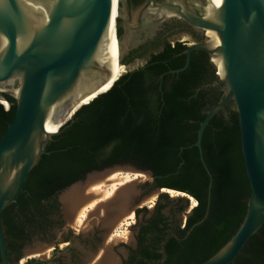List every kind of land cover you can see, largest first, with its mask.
<instances>
[{
  "label": "trees",
  "instance_id": "trees-1",
  "mask_svg": "<svg viewBox=\"0 0 264 264\" xmlns=\"http://www.w3.org/2000/svg\"><path fill=\"white\" fill-rule=\"evenodd\" d=\"M179 67L178 62L152 61L126 73L109 92L82 104L51 139L24 192L1 216L12 263L19 260L31 233L45 234L57 224L62 191L93 172L117 166L150 171L155 188L185 193L197 202L184 225L180 217L193 206L186 198L163 194L152 212L138 210L143 220L130 264H202L233 238L251 195L239 115L231 103L204 132V157L213 175L206 216L210 178L194 144L206 113L223 94L217 89H187L198 71L193 62L186 71L166 74L161 80L163 73ZM6 100L8 108L0 104V140L17 108L12 97ZM233 264H264V226Z\"/></svg>",
  "mask_w": 264,
  "mask_h": 264
},
{
  "label": "water",
  "instance_id": "water-1",
  "mask_svg": "<svg viewBox=\"0 0 264 264\" xmlns=\"http://www.w3.org/2000/svg\"><path fill=\"white\" fill-rule=\"evenodd\" d=\"M213 2L208 19L192 21L214 33L216 38L209 53L225 87L223 98L208 110L201 122L194 144L210 178L206 216L211 203L213 175L205 161L203 136L215 115L225 111L231 103L239 115L241 147L251 195L237 233L202 264H233L248 241L264 226V0ZM115 3L116 0H0V88H3L0 89V104L8 105L6 94L17 105L15 117L0 140L2 264H24V258L18 263H12L9 258L1 222L3 211L17 202L48 143L73 120L83 107V100L97 94L111 81L118 64L125 66L120 58L121 41L116 40L115 35ZM196 48L188 51L184 67L170 73L185 71L191 52ZM48 126L56 132H49ZM121 169L144 174L150 181L133 182L103 204L101 209L106 212H97L95 217L104 232H109L115 221L136 208L140 201L166 190L154 187L152 172L132 166H117L100 175H110ZM98 173L101 172L87 177ZM77 184L62 191L58 200L67 226L76 230V236L84 238L89 231L82 232L75 227L74 211H68L61 201V196ZM129 190L132 193L127 195ZM181 194H184L182 198L194 200ZM118 201L121 210L109 209ZM192 210L191 207L181 215V220L186 222ZM53 248L54 243L37 238L25 249L24 255L39 262L31 256ZM103 259L99 258L96 264Z\"/></svg>",
  "mask_w": 264,
  "mask_h": 264
},
{
  "label": "flooded vegetation",
  "instance_id": "flooded-vegetation-1",
  "mask_svg": "<svg viewBox=\"0 0 264 264\" xmlns=\"http://www.w3.org/2000/svg\"><path fill=\"white\" fill-rule=\"evenodd\" d=\"M115 5L117 14L115 35L116 40L121 41L120 58L128 72L142 68L152 61L178 62L181 67L177 69H180L187 62L188 51L198 47L191 52L189 64V67L192 62L197 66V75L187 89H217L223 94L224 84L209 53L216 37L214 33L192 22L210 17V10L214 8L213 0H116ZM183 62L184 65H181ZM171 70L162 75L173 74L170 73ZM7 96L4 94L5 98ZM62 218L60 205L56 218L58 224ZM100 228L99 226L87 239H83L81 235L76 236V230L59 239L55 237L52 229L45 234L33 232L22 244L20 258L16 263L23 259L25 249L38 238L54 243L55 248L50 250L52 252L50 259L48 261L38 259L39 262L32 259L26 264H96L102 248L107 246V250H111L109 246L111 237L104 238L103 230ZM138 231L139 225L134 236V247L129 249L127 258L110 264H130L132 251L139 245ZM77 245L81 246V251ZM40 256L38 255L36 259Z\"/></svg>",
  "mask_w": 264,
  "mask_h": 264
},
{
  "label": "rangeland",
  "instance_id": "rangeland-1",
  "mask_svg": "<svg viewBox=\"0 0 264 264\" xmlns=\"http://www.w3.org/2000/svg\"><path fill=\"white\" fill-rule=\"evenodd\" d=\"M123 67L125 69V72L123 75H125L128 72V70L125 66H123ZM126 172L127 171H125V169H121V170L115 171L112 176L117 175V174L125 175V174H127ZM100 174H102V172L95 174V175H92L90 177H87L84 181L78 183L75 186H78L81 190H83V192H84V190H86V193H88L95 185H97L101 182L98 180H92L93 178H97L99 176L102 177ZM111 177H106L104 179V181L101 182L100 184H105V181L110 179ZM101 180H103V179H101ZM144 180H145L144 182L150 181L149 179H146V176H145ZM108 188H109L108 186L107 187L104 186L105 190H108ZM67 191H69V190H67ZM163 194H167V193L164 192ZM163 194L154 195L153 197H149V198H146V199L140 201L136 208L123 213V215H121L115 221L113 227L111 228V230H109V232L103 231V234L107 236L106 238L111 237L110 241H109V246H110L111 250H109V253L112 256L114 263L120 262L122 258H127L129 249H131V247H134V244H135L134 236L137 233V228H138L139 223L143 220V214L138 215L137 211L140 209H147V210L152 212L154 210L156 204H157V201H158L160 195H163ZM168 195L172 198L181 197V195L180 196L179 195L171 196L169 193H168ZM102 202L103 201H99V203H102ZM190 203L193 205L191 200H190ZM86 204H89L87 199L85 200L84 203H80L78 205V207L74 210V212H76V213H74L75 214V222L74 223H75V227H77V228H78V226L76 225V223H77L76 221L78 219L79 212L88 206ZM95 209H93V210L87 209L85 212V216H84L85 218L83 219L82 226L79 228V230L82 231V227L87 224L86 228H87V231H89V234L86 237H84L83 239H87L91 233H95V230L97 228H99V226H100L99 223L97 224L95 213L98 212V213L104 214L105 211L101 210V208L94 211ZM91 213H92V215H91ZM165 213H168V210H165ZM90 215H91V222H89V219H90L89 216ZM149 216L150 215H148L147 217H149ZM92 222H93V225H91ZM180 222L182 225L185 224V220H182ZM100 229H102V228H100ZM52 231L54 232L55 237L57 239L61 238L65 234L66 235L69 234V232H73V233L75 232V230L72 226H67V224L65 223L63 218H62L61 223H59V224L57 223L54 225V227L52 228ZM77 247L80 249V251L82 250L81 246L77 245ZM51 251H52V249H51ZM51 251L40 254L41 255L40 258H37V259H43L45 261H48L50 259V255L52 253ZM101 252H102V254L100 257L103 258L105 256L104 250ZM26 256L27 255L23 256L24 264H26L30 261V259H28Z\"/></svg>",
  "mask_w": 264,
  "mask_h": 264
},
{
  "label": "bare ground",
  "instance_id": "bare-ground-1",
  "mask_svg": "<svg viewBox=\"0 0 264 264\" xmlns=\"http://www.w3.org/2000/svg\"><path fill=\"white\" fill-rule=\"evenodd\" d=\"M124 72H125L124 67H121L118 64L114 73L112 74L111 81L106 86H104L97 94H94V95L84 99L83 102L81 103V106H82V104H87V103L89 104L97 96L104 94V93H107L111 89L112 85L114 83H116L123 76ZM106 90H108V91H106ZM104 91H106V92H104ZM102 92H104V93H102ZM47 130L51 133L56 132V129H54L50 126L47 127ZM125 171H127V170H125ZM113 173H111L110 175L102 176V177L99 176L97 178H93L92 180H98V181L103 182L106 177H111L113 175ZM126 173L127 174H125V175L117 174V175L112 176L110 179L105 181V184H100L101 182L100 183L98 182L99 184L95 185L88 193H86V190H84V192H83V190H81L78 186H76V187L71 188L69 191H67L66 193H64L61 196V201L64 203L65 207L70 212L74 211L80 203H84L85 200L87 199L89 204H86V205H88V206L86 208H84L83 210H81L79 212L78 219L76 218L77 219L76 225L78 226V229L82 226L83 219L85 218L84 217L85 212L87 209L93 210L96 208L94 210V211H96V210L100 209L101 207H103V204L107 203L108 201H111L113 199V197L115 198V195H117V193L122 188H124L125 186H127L133 182H136V181H145L144 179H145L146 175H144V174H138V173L134 174L130 171H127ZM101 179H103V180H101ZM146 179H148L147 176H146ZM104 186H106V187L108 186L109 187L108 190H105ZM127 192H128L127 195H129L130 193H132V190H129ZM164 192L169 193L171 196H175V195H179V196L181 195L182 196V195H184V194L172 191V190H164ZM122 198L120 197L119 199H122ZM99 201H103V202L99 203ZM192 203H193V206H192V208H193L196 206V202L194 200H192ZM119 204L120 203L118 201L114 205H112L109 209H112L114 211L121 210L119 207ZM116 208H118V209H116ZM74 213H76V212H74ZM91 215H92V213H91ZM91 215L89 216V218H90L89 222H91ZM86 225H84L82 227V232H87ZM91 225H93V222L91 223ZM103 250L105 253L104 259L102 260V262H100L98 264H110L111 262H113V259L109 253V250H107V248H102L101 251H103ZM101 254L102 253H100V256H101ZM36 257H38V254L31 256V258H36Z\"/></svg>",
  "mask_w": 264,
  "mask_h": 264
},
{
  "label": "built area",
  "instance_id": "built-area-1",
  "mask_svg": "<svg viewBox=\"0 0 264 264\" xmlns=\"http://www.w3.org/2000/svg\"><path fill=\"white\" fill-rule=\"evenodd\" d=\"M6 108H8V105H5Z\"/></svg>",
  "mask_w": 264,
  "mask_h": 264
}]
</instances>
